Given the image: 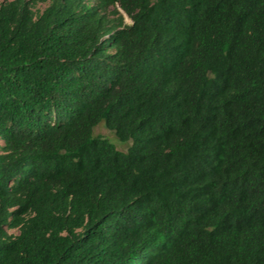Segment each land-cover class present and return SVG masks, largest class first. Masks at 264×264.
Segmentation results:
<instances>
[{"label":"trees","instance_id":"16d2710c","mask_svg":"<svg viewBox=\"0 0 264 264\" xmlns=\"http://www.w3.org/2000/svg\"><path fill=\"white\" fill-rule=\"evenodd\" d=\"M0 264H264V0H4Z\"/></svg>","mask_w":264,"mask_h":264},{"label":"rangeland","instance_id":"374dc122","mask_svg":"<svg viewBox=\"0 0 264 264\" xmlns=\"http://www.w3.org/2000/svg\"><path fill=\"white\" fill-rule=\"evenodd\" d=\"M4 0H0V4L3 2ZM47 6V4H39L37 5L34 10H38V11H42L45 7ZM125 23L126 24H130V20L127 19L125 17ZM100 137L102 139H106L112 146H114V148L116 150H118L119 152H126V149L132 145L131 141H127V142H122L119 141L112 132L108 131L105 126H104V122L99 123L97 126H95V128L93 129L92 132V137ZM10 233H14L17 234L16 231H11Z\"/></svg>","mask_w":264,"mask_h":264}]
</instances>
